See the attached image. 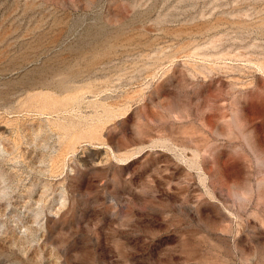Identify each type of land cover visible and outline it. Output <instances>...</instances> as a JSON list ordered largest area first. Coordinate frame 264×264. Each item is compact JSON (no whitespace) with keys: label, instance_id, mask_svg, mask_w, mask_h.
Segmentation results:
<instances>
[{"label":"rangeland","instance_id":"374dc122","mask_svg":"<svg viewBox=\"0 0 264 264\" xmlns=\"http://www.w3.org/2000/svg\"><path fill=\"white\" fill-rule=\"evenodd\" d=\"M0 264H264V0H0Z\"/></svg>","mask_w":264,"mask_h":264},{"label":"clouds","instance_id":"9594fccd","mask_svg":"<svg viewBox=\"0 0 264 264\" xmlns=\"http://www.w3.org/2000/svg\"><path fill=\"white\" fill-rule=\"evenodd\" d=\"M252 190L247 188L234 187L231 190V195L238 203H244L252 196Z\"/></svg>","mask_w":264,"mask_h":264},{"label":"bare ground","instance_id":"6f19581e","mask_svg":"<svg viewBox=\"0 0 264 264\" xmlns=\"http://www.w3.org/2000/svg\"><path fill=\"white\" fill-rule=\"evenodd\" d=\"M234 114V113H233ZM240 114H242V113H240ZM235 116V115H234ZM233 116V117H234ZM245 116V115H244ZM246 116H248L247 114H246ZM245 116V117H246ZM231 119V118H230ZM247 119V118H246ZM237 119L235 118V121H236ZM241 120V119H240ZM233 122H234V120H232ZM228 122H229V120H228ZM237 122H238V120H237ZM237 122H236V124H237ZM245 122H247V121H245ZM239 124V123H238ZM237 124V125H238ZM247 124V123H246ZM226 125H227V123H226ZM232 125V124H231ZM234 125H235V123H234ZM242 125V124H241ZM245 125V124H244ZM240 126V125H239ZM230 127V126H229ZM237 127V126H236ZM218 128V127H217ZM225 128H228V127H225ZM233 128V127H232ZM235 129V128H234ZM225 130H227V129H225ZM238 130V129H237ZM246 130V129H245ZM236 131V130H235ZM239 131V130H238ZM224 132V131H223ZM228 131H226V133H227ZM248 132V131H247ZM229 133V132H228ZM233 133V132H232ZM242 133V132H241ZM244 134H246V133H244ZM249 134V133H248ZM248 134H246V135H248ZM228 135V134H227ZM235 135V134H234ZM236 135H237V133H236ZM245 137V136H244ZM247 138H249L248 136H246ZM245 137V138H246ZM247 138H246V140H247ZM255 138V137H254ZM255 140V139H254ZM248 141V140H247ZM250 141V140H249ZM251 142V141H250ZM249 142V143H250ZM252 143V142H251ZM257 144V143H256ZM259 144V143H258ZM247 146H248V148H249V144H247ZM261 147V146H260ZM250 148H252V146H250ZM253 151V150H252ZM236 185V184H235ZM233 187H236V186H233ZM250 189V188H249Z\"/></svg>","mask_w":264,"mask_h":264}]
</instances>
